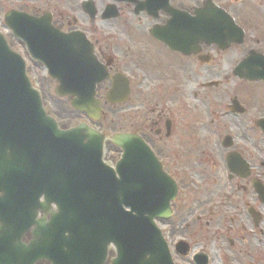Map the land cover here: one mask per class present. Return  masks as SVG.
<instances>
[{"label":"flooded vegetation","instance_id":"flooded-vegetation-1","mask_svg":"<svg viewBox=\"0 0 264 264\" xmlns=\"http://www.w3.org/2000/svg\"><path fill=\"white\" fill-rule=\"evenodd\" d=\"M199 17L210 23L198 24ZM0 32L23 58L33 87L27 58L39 62L31 58L29 37L46 36L65 52L77 49L75 63L87 57L90 71L105 74L94 86L101 119L107 104L123 108L128 122L121 128L123 118H113L110 137L138 135L174 181L168 204L170 187L150 193L147 185L129 194L141 201L124 207L154 214L143 231L164 243V264H264V0H0ZM115 81L126 87L122 102L107 100ZM80 114L64 128L85 122L107 137L96 127L101 119ZM164 154L185 168L179 179ZM44 197L35 218L49 219L40 207ZM79 200L85 211L96 206ZM35 227L20 235L14 254L2 251V259L51 264L38 258L46 246ZM52 240L50 251L52 244L58 248ZM116 256L106 244L101 264Z\"/></svg>","mask_w":264,"mask_h":264},{"label":"water","instance_id":"water-1","mask_svg":"<svg viewBox=\"0 0 264 264\" xmlns=\"http://www.w3.org/2000/svg\"><path fill=\"white\" fill-rule=\"evenodd\" d=\"M208 23L199 17L198 24ZM27 42L32 56L41 61L49 75L59 82L56 93L63 95L65 89H71L76 94L72 107L97 119L99 105L93 98V88L105 74L90 71L87 57L85 64L82 61L75 63V59H81L77 49L65 52L54 40L40 36L29 37ZM67 82L75 83L77 87L65 85ZM113 85L108 99H123L126 87L117 81ZM102 139L83 123L69 130L57 127L55 121L45 114L37 92L31 88L24 74L23 61L8 48L0 34V264H17L9 258L2 260L1 248H14V254L20 235L32 223L36 226L34 235L38 239L45 238L46 252L38 258L43 256L52 264H62V261L65 264H101L104 245L108 241L115 243L118 252L112 264H163L164 258L168 261L163 242L159 238L147 237L139 228L145 225L144 220L151 221L152 214L149 217L142 213L131 215L122 209L121 204H127L128 194L142 192L147 185H157L156 192H161L163 186L170 187V195L165 198L167 204L175 191L173 181L161 171L152 152L135 134H118L112 138L113 143L123 149L116 164L119 177L115 178L113 170L101 161ZM61 179L65 182L63 187L58 182ZM61 191L66 193L67 201L74 202L75 208L71 207L72 204L66 205L70 208L68 213L59 206V212L51 215L50 221H35L39 194L44 193L49 200H54V194ZM29 193L31 197L26 201L30 202V213H18V200ZM93 195L97 196V201L101 197L103 212L85 216V210H79L85 207L78 205L79 199L84 198L86 202ZM79 217L86 219L81 224L89 234L87 241L77 236L81 229L78 230L80 224L75 220ZM116 218L117 230L112 227L115 225L112 219ZM60 227L77 234L76 237L61 235L55 238L54 230ZM51 235L52 243L58 245L54 248L52 244L53 251H50ZM63 247L67 250H62ZM145 252L150 254V259L145 260Z\"/></svg>","mask_w":264,"mask_h":264},{"label":"rangeland","instance_id":"rangeland-1","mask_svg":"<svg viewBox=\"0 0 264 264\" xmlns=\"http://www.w3.org/2000/svg\"><path fill=\"white\" fill-rule=\"evenodd\" d=\"M15 45L16 44L14 43L13 46ZM27 64L29 66V75H31L35 87L41 94L43 105L46 111L57 120L61 127L71 126L83 118V115L80 114V112H77L70 107L66 99L63 97H57L54 94L55 82L49 78L45 69L40 63H35L30 60V58H27ZM103 112L104 117L100 122H96V127H98L100 130L102 129L107 134V138L103 147V158L105 162L113 165L119 159L121 152L110 141V133L113 125L111 120L115 117L118 119L123 118V120H121V122L118 124L121 128H125L128 122L126 124L125 119L127 121V118L123 108L116 110L106 104L103 106ZM167 155L168 154H164V160L167 164V169L174 174L177 173V178L179 179V176L184 173L185 168L177 169L174 165L173 159L166 157Z\"/></svg>","mask_w":264,"mask_h":264}]
</instances>
